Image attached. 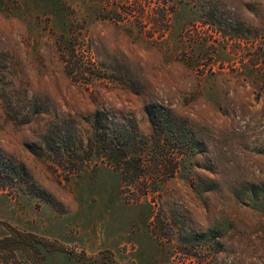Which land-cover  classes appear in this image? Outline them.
I'll use <instances>...</instances> for the list:
<instances>
[{
    "label": "rangeland",
    "instance_id": "374dc122",
    "mask_svg": "<svg viewBox=\"0 0 264 264\" xmlns=\"http://www.w3.org/2000/svg\"><path fill=\"white\" fill-rule=\"evenodd\" d=\"M153 115L141 195L90 142ZM0 167L12 264H264V0H0Z\"/></svg>",
    "mask_w": 264,
    "mask_h": 264
},
{
    "label": "trees",
    "instance_id": "16d2710c",
    "mask_svg": "<svg viewBox=\"0 0 264 264\" xmlns=\"http://www.w3.org/2000/svg\"><path fill=\"white\" fill-rule=\"evenodd\" d=\"M160 121L161 119L156 115L150 118L149 137L153 139V152L150 144L144 141L142 136L131 137L127 130L126 133L117 131L116 134L111 135L106 129L97 126L92 132L95 134V137L91 136L93 140L90 142L92 153H98L107 159V162L119 171L122 181H129L130 187L136 188L141 195L155 191L159 182L173 176L179 166L176 153L167 150L162 142L167 134L160 128ZM98 127L101 129L99 133H97ZM53 140L55 141L54 137ZM19 175L21 174L8 172L0 167V187H5V182H9L15 189H21ZM27 237L44 239L8 226V234L0 238V253L7 264L16 261L15 251L18 249L26 251L27 258L32 261L27 252L32 242L26 239Z\"/></svg>",
    "mask_w": 264,
    "mask_h": 264
}]
</instances>
